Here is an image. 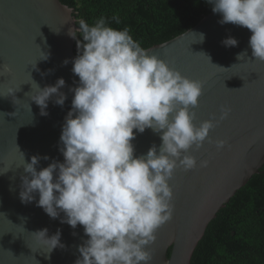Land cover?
Wrapping results in <instances>:
<instances>
[{
	"label": "clouds",
	"instance_id": "obj_1",
	"mask_svg": "<svg viewBox=\"0 0 264 264\" xmlns=\"http://www.w3.org/2000/svg\"><path fill=\"white\" fill-rule=\"evenodd\" d=\"M206 2L221 15L220 24L251 31V56L264 62V0ZM113 19L120 23L118 17ZM68 35L77 43L72 72L79 84L69 88L74 93L72 107L60 135L64 160H53L38 170L41 157L33 155L27 162L22 153L25 174L19 197L22 203H30L38 193L36 204L50 218H60L73 229L83 226L88 239L78 247L75 264H150L149 248L157 240V230L173 217L174 192L169 181L177 168L197 167L190 150L198 151L205 141L214 142L217 149L225 146V140H212L210 130L227 118L230 109L222 107L219 120L213 116L197 124L194 109L202 95V81L149 54L127 27H110L104 17L91 26L81 19ZM198 37L195 42H203L205 34ZM222 44L233 47L238 40L229 36ZM246 56L247 50L242 51L237 60ZM47 58L44 52L39 59ZM31 81L30 97L41 115H48L50 99L63 106L67 99L61 91L64 78L43 88L32 77ZM16 91L9 88L7 96ZM146 129L158 133L161 144L137 156L132 141ZM207 164L200 161L201 167ZM31 233L43 241L48 253L66 247L60 230L51 236L47 228Z\"/></svg>",
	"mask_w": 264,
	"mask_h": 264
},
{
	"label": "water",
	"instance_id": "obj_2",
	"mask_svg": "<svg viewBox=\"0 0 264 264\" xmlns=\"http://www.w3.org/2000/svg\"><path fill=\"white\" fill-rule=\"evenodd\" d=\"M221 18L211 11L184 32L146 48L183 75L202 81V95L194 109L197 124L213 116L219 120L221 108L230 109L227 118L210 130L212 140H225V146L217 149L214 142L205 141L198 151L190 150L197 167L177 168L169 181L173 217L157 230V240L149 248L150 264H190L208 223L264 164V62L251 56V31L220 24ZM70 28H78L73 7L61 0H0V264H75L78 247L88 239L82 225L73 229L38 207V193L30 203H22L19 197L25 174L23 154L27 162L33 155L41 157L38 170L53 160H64L60 135L72 107L74 93L69 88L79 84L72 72L76 55ZM198 33L205 34L203 42H195ZM229 36L238 40L237 46L222 44ZM245 50L246 58L237 60ZM44 52L48 58L39 59ZM31 77L41 88L64 78L63 106L50 99L48 115H41L30 97ZM9 88L18 91L7 96ZM132 143L139 156L153 144L159 148L161 138L146 129ZM204 160L208 164L201 167ZM44 228L49 236L60 230L66 247L48 253L43 241L31 233Z\"/></svg>",
	"mask_w": 264,
	"mask_h": 264
},
{
	"label": "trees",
	"instance_id": "obj_3",
	"mask_svg": "<svg viewBox=\"0 0 264 264\" xmlns=\"http://www.w3.org/2000/svg\"><path fill=\"white\" fill-rule=\"evenodd\" d=\"M61 1L73 7L77 27L81 19L91 26L104 17L110 27H127L145 49L184 32L212 11L206 0ZM77 38L82 40L79 32ZM74 53L78 55L76 39ZM260 170L208 223L190 264H264V164Z\"/></svg>",
	"mask_w": 264,
	"mask_h": 264
}]
</instances>
